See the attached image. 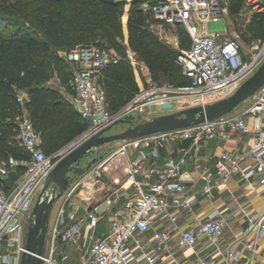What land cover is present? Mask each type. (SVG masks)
I'll use <instances>...</instances> for the list:
<instances>
[{"label": "built area", "instance_id": "built-area-1", "mask_svg": "<svg viewBox=\"0 0 264 264\" xmlns=\"http://www.w3.org/2000/svg\"><path fill=\"white\" fill-rule=\"evenodd\" d=\"M244 2L257 13L264 14V0ZM151 3L153 19L161 22L159 30L164 24H181L190 36V47L177 56L182 74L190 79L189 84L157 89L160 90L158 93L154 88L135 93L130 104L112 112L101 81L105 70L120 62V55L98 43L77 45L62 56L72 74V103L86 123L80 138L91 137L108 125L125 119L132 111H143L154 104L164 107L177 97L206 102L211 96L239 86L264 62V44L258 50L251 44L248 55L240 43V36L233 34L222 38L228 34L225 25L221 30L215 28V24L226 23L228 7L223 0H151ZM147 82L151 83L150 76ZM247 100L250 103L239 112L168 133L123 140L110 159L118 154L127 155L129 151L138 154L133 159L127 155L128 158L114 165V170L122 171L126 167L124 173L128 186L122 206L110 208L106 213L92 205L91 208L85 206V213L80 215L76 209L79 179L74 181L56 201L58 208L54 224L48 227L45 250L39 256L42 264H74L63 248L65 244H73L83 251L78 264H162L163 254L173 262L177 250H194L203 239L216 244L224 233L226 219L218 209L205 215L197 213V198L188 192L186 186L192 177L187 167L197 173L205 195L216 188L226 187L234 177H240L257 194L264 193V88ZM248 118L254 119L253 122L250 123ZM223 128L256 136L244 152L223 151L213 168H207L202 143L218 136ZM17 130L18 140L29 153V160L27 170L11 189L6 190L2 180L22 162L15 158L0 159V264L21 263L32 208L48 173L61 156L60 151L56 157L46 155L40 146L39 134L26 113L20 116ZM172 140L180 144L175 155L169 156L162 164L150 158L158 155ZM98 162L89 174L97 172ZM95 191L94 187L90 188V193ZM55 194L48 189L40 200L50 199ZM85 197L90 198L89 195ZM186 215H192V221L181 228ZM103 221L106 228L100 231ZM248 221L244 234L255 232V236L246 248L254 254L256 243L264 237V207L252 213ZM84 228L85 235L82 236ZM173 231L179 232L176 250L170 243ZM228 256L226 264H239L237 252L230 251Z\"/></svg>", "mask_w": 264, "mask_h": 264}, {"label": "trees", "instance_id": "trees-1", "mask_svg": "<svg viewBox=\"0 0 264 264\" xmlns=\"http://www.w3.org/2000/svg\"><path fill=\"white\" fill-rule=\"evenodd\" d=\"M76 1L53 0L57 6L70 5ZM243 3L244 0H232L229 12L237 14ZM104 5L110 20H114L121 12L120 5L116 2L106 1ZM2 19L0 15V159L15 158L22 162L6 177L14 185L27 170L26 162L29 160V153L20 145L17 137L18 120L23 113L32 121L46 155L57 152L72 142L84 131L86 123L72 103V74L65 58L59 54L63 42L59 37L54 11L47 12L38 28L31 31L23 27V20L5 23ZM255 26L256 35L264 38V14H256ZM127 29L130 35L145 40L142 55L154 80L164 78L165 82L174 87L189 84L190 79L182 74L177 62L179 51L160 41L145 27L141 8L130 10ZM102 37L99 41H86L76 45L69 42L65 52L87 43H98L118 52L120 62L108 67L101 81L106 91L108 108L112 111L111 108L120 107L134 95L138 86L131 67L125 60L126 51L117 40V34L105 28ZM16 42L20 45L11 50ZM190 44L191 39L186 30H179L180 50H188ZM37 50L45 60H37L29 65L28 55ZM52 77H55L56 82L50 84ZM21 92L26 94L25 98L20 96Z\"/></svg>", "mask_w": 264, "mask_h": 264}, {"label": "rangeland", "instance_id": "rangeland-1", "mask_svg": "<svg viewBox=\"0 0 264 264\" xmlns=\"http://www.w3.org/2000/svg\"><path fill=\"white\" fill-rule=\"evenodd\" d=\"M231 1L232 0H223V2L227 4L228 9ZM105 2V0H77L75 3L70 5L57 6L53 0H0V15L3 18L2 22L5 23H12L13 20H23V27L26 30L31 31L38 28L40 20L45 19L47 12L53 10L57 20L59 37L63 42V45L60 47V55L65 52L69 42L72 45H76L86 41H99L103 39L102 35L105 32V28L111 29L115 32V34H117V40L125 48V60L129 63L134 76V81L138 86V90L135 93H143L150 88H154L157 91L156 93L160 91L157 89L165 90L174 88V86L165 82L164 78H158L157 80L152 78L142 55V51L145 46V40L137 36L130 35L127 29V20L132 8H141L145 17V27L151 31L160 41L179 52L185 51L180 50L179 48V30H185L184 26L181 24H164L163 29L159 30L161 22H156L153 19L154 14L151 10V0H114V2L120 5L121 12L114 20H110L104 5ZM256 14L257 12L251 7L247 6L244 2L242 8L237 14H231L228 10L226 23L215 24V28L221 30L225 25L228 34L222 36V38H228L233 34L240 36V43L242 44L244 51H246V54L249 55L247 50L251 44H254L257 47V50L260 49L264 44V38L258 37L254 31V28L256 27ZM19 45L20 44L17 42L14 43L11 47V50H14ZM37 60H45L43 54L39 50L28 55L27 62L29 65H32L33 62ZM122 60L124 61L123 58ZM149 76L151 80L150 84L147 82ZM55 82V77H52V79L49 81L50 84ZM237 88L238 86L231 87L223 93H220L216 96H211L206 99V102H202L197 98L182 96L172 99L171 103L164 107H159L158 105L154 104L145 108L143 111H132L127 115V117H125L127 121L124 123L117 122L110 130V133L113 134L121 132L128 128L130 123L135 125L139 122L150 120L151 118L158 115L180 111L192 106L215 102L219 99L229 96ZM262 88H264V85ZM134 95L130 96L129 99L120 107L111 108L112 111H120L125 106L130 104L134 98ZM170 95H172V93H170ZM249 103V100L244 101L234 111L239 112ZM122 144L123 140H116L97 147L91 151L90 155L87 157L85 156L81 160V165L85 166L92 158L95 157L98 159V161H111V155L116 150H118ZM47 155L56 157L57 152L51 154L47 153ZM102 178L108 182L110 177L107 173H104L102 174ZM57 208L58 205L56 202L52 208L49 218L48 227L50 228L54 224ZM82 252V250H79L77 259H74V264H78L79 261L82 260Z\"/></svg>", "mask_w": 264, "mask_h": 264}, {"label": "crops", "instance_id": "crops-1", "mask_svg": "<svg viewBox=\"0 0 264 264\" xmlns=\"http://www.w3.org/2000/svg\"><path fill=\"white\" fill-rule=\"evenodd\" d=\"M21 95L24 98L26 97L24 93H21ZM248 120L252 123L254 119L248 118ZM255 136L256 134L246 136L234 132L229 128L221 129L218 136L210 140H205L202 143V156L205 167L213 168L214 162L223 151L244 152ZM179 145L177 141H169L158 155L150 156V158L156 163L162 164L169 156L175 155ZM137 154L138 152H136ZM127 155L130 159L136 156L132 151H129ZM127 155H115L111 161L99 160L96 173L92 171L90 174L88 173V176L79 178L76 209L80 215L85 213V206L90 207L92 205L91 207H96L104 213L110 208L117 209L122 206L125 190L128 186L124 173L126 167H123L122 171L120 169L114 170V165L118 161H123L124 158H128ZM187 168L190 169L192 177L187 180L186 186L188 192L197 198V213L199 215H205L214 209H218L226 219V227L216 244H211L203 239L202 243L194 250H177L175 261L173 262H169L170 259L168 256L163 254L162 259H164V263L162 264H226L230 251L237 252L239 264H262L264 260V237L260 238L256 243L255 253L251 254L246 248V245L254 238L255 232L249 235H245L244 232L249 225L248 220L251 214L264 207V193L261 195L257 194L250 190L248 183L244 182L240 177H234L229 180L226 187L216 188L209 195H205L201 191V184L197 180V173L190 166ZM104 173H107L110 177L108 182L102 178V174ZM3 184L6 189L13 187L10 178L4 179ZM91 187L96 189L93 194L90 193ZM88 195L90 198L85 197ZM109 202H111V205ZM191 221L192 215L184 216L181 222V228L187 226ZM105 228L106 222L103 221L99 226V230L103 231ZM84 235L85 228L82 232V236ZM178 235V231L172 232L170 243L173 250H176ZM63 248L70 254L73 262L74 259H77L79 250H81L73 244H65Z\"/></svg>", "mask_w": 264, "mask_h": 264}, {"label": "water", "instance_id": "water-1", "mask_svg": "<svg viewBox=\"0 0 264 264\" xmlns=\"http://www.w3.org/2000/svg\"><path fill=\"white\" fill-rule=\"evenodd\" d=\"M114 2V0H105ZM182 52L180 51L178 55ZM264 85V62L246 78L229 96L215 102L185 108L180 111L162 114L150 120L130 125L118 133H110L117 123H112L89 138L77 136L72 142L62 147L61 156L48 173L39 198L35 202L26 232V251L20 264H42L41 256L45 250L46 234L49 218L55 202L66 192L74 181L86 175L96 164L97 158H92L85 166L81 160L90 155L91 151L104 144L116 140H130L148 137L160 133L188 128L205 121H211L232 113L244 101L252 97ZM121 119L118 122H126ZM51 189L56 192L50 199L40 200L42 194Z\"/></svg>", "mask_w": 264, "mask_h": 264}]
</instances>
